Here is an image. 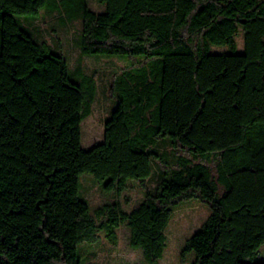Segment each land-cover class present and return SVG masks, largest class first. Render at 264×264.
<instances>
[{
	"label": "trees",
	"instance_id": "1",
	"mask_svg": "<svg viewBox=\"0 0 264 264\" xmlns=\"http://www.w3.org/2000/svg\"><path fill=\"white\" fill-rule=\"evenodd\" d=\"M96 1L0 0V264H85L121 224L160 264L169 220L193 197L209 213L184 241L191 264H264V0ZM42 12L79 22L83 55L134 61L110 74L115 106L89 148L81 122L99 76L42 40ZM84 172L114 195L156 181L129 210H92Z\"/></svg>",
	"mask_w": 264,
	"mask_h": 264
},
{
	"label": "rangeland",
	"instance_id": "2",
	"mask_svg": "<svg viewBox=\"0 0 264 264\" xmlns=\"http://www.w3.org/2000/svg\"><path fill=\"white\" fill-rule=\"evenodd\" d=\"M89 5L96 9H104V5L96 0H89ZM57 13L42 12L40 18L34 22L42 40L48 44L59 42L61 51L66 56L70 68L80 65L86 72L95 71L97 75L96 97L92 104L91 113L81 122L80 141L83 148H89L103 138V119L109 115L115 106L111 99L109 85L110 74L118 71L126 65L134 62L122 55L85 54L80 52L76 46L74 37L79 28V22L60 24ZM237 51H242L243 42L241 34H237ZM212 52L228 51L224 45H212ZM82 182V195L89 202L92 210L98 205L117 199L125 210H129L144 196L146 187L152 186L155 179H146L143 182L131 181L128 188L118 195L107 194L102 191L99 185L93 180L89 173L80 175ZM209 213V206L206 202L193 197L182 201L176 206L173 216L166 228L167 245L160 259V264H191L193 253H182L185 239L198 229ZM116 242L107 240L104 235L102 242L90 247L94 249L95 256L89 257L85 264H146L140 249H134L129 244V230L126 225L121 224L117 228ZM191 254V255H190ZM258 259H264V245L260 249Z\"/></svg>",
	"mask_w": 264,
	"mask_h": 264
}]
</instances>
